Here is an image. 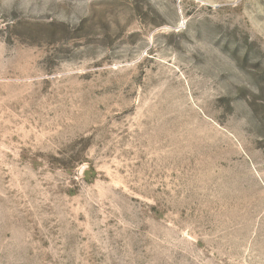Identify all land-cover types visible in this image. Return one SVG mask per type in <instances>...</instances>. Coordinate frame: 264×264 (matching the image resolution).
I'll use <instances>...</instances> for the list:
<instances>
[{
  "label": "rangeland",
  "instance_id": "1",
  "mask_svg": "<svg viewBox=\"0 0 264 264\" xmlns=\"http://www.w3.org/2000/svg\"><path fill=\"white\" fill-rule=\"evenodd\" d=\"M0 264H264V0H0Z\"/></svg>",
  "mask_w": 264,
  "mask_h": 264
}]
</instances>
